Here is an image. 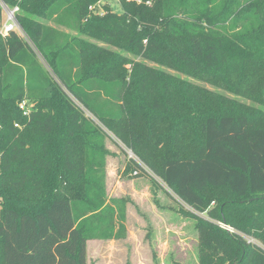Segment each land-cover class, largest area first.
<instances>
[{
    "label": "trees",
    "instance_id": "16d2710c",
    "mask_svg": "<svg viewBox=\"0 0 264 264\" xmlns=\"http://www.w3.org/2000/svg\"><path fill=\"white\" fill-rule=\"evenodd\" d=\"M99 1L3 0L20 6L27 39L0 34V264H86L85 222L112 219L95 156L110 137L99 124L182 203L207 213L193 214L201 264H264V122L239 99L146 63L264 98V0H117L118 11L91 12ZM24 70L39 84L22 86Z\"/></svg>",
    "mask_w": 264,
    "mask_h": 264
},
{
    "label": "rangeland",
    "instance_id": "374dc122",
    "mask_svg": "<svg viewBox=\"0 0 264 264\" xmlns=\"http://www.w3.org/2000/svg\"><path fill=\"white\" fill-rule=\"evenodd\" d=\"M98 4L96 10H101L103 13L102 5L105 4L114 11L119 10L117 0H101ZM8 6L10 5L0 0V27L6 20L5 7ZM21 12L19 6L18 13L21 14ZM31 16V20L35 23H43L59 32L77 36L92 45L102 46L112 53H121L127 58L141 60L135 54L124 51L115 42H103L90 34L77 33L64 25L46 20L43 16L36 14ZM18 27L20 31L17 33L27 39L22 28L19 25ZM1 36L4 35L1 34ZM32 47L42 63L43 60L39 52L33 45ZM90 62L92 67L94 60L90 59ZM146 63L187 80L195 86L219 93L223 97H235L249 106V108H244L247 112L258 114V118L264 122L263 95H257L256 101L246 100L230 91L195 77L175 72L166 66L149 61ZM123 67L129 72V63H125ZM117 74L118 71L115 70L113 76ZM33 82L39 83L40 81L32 71L24 70L20 84L27 87ZM132 95L133 92L130 91V96ZM150 99L157 100V97L150 95ZM86 115L99 124L88 112ZM99 126L110 137H106L102 141L103 146L98 147L95 156L98 161H101L100 185L105 203L109 204L112 209V219L101 223L97 222L98 225H92L90 221L85 222V228H90V237L86 239V264H201L200 254L205 251L199 247L194 215L207 217V213L194 212L192 208L182 203L176 194L162 183L159 177L136 154L102 125L99 124ZM131 159L141 165L144 172L135 169ZM108 215L107 211L105 217ZM217 223L223 227L222 222ZM232 230L235 232L234 229ZM239 234L258 244V241L251 236L244 233Z\"/></svg>",
    "mask_w": 264,
    "mask_h": 264
},
{
    "label": "built area",
    "instance_id": "2783aa9c",
    "mask_svg": "<svg viewBox=\"0 0 264 264\" xmlns=\"http://www.w3.org/2000/svg\"><path fill=\"white\" fill-rule=\"evenodd\" d=\"M136 2H140V0H136ZM146 3H149L146 1ZM6 8V20L3 23V25L0 27V34L5 35L10 31H20L19 27L17 25V21L15 18L16 13L18 12V6H13V7H5ZM89 10L97 14H103L101 10H96V6L92 5L89 6ZM19 108L23 109V113L28 112L27 108V102L25 100L21 101L19 104ZM15 126H18L17 123H14ZM224 228L228 229L229 231H233L232 228L226 226L225 224H222Z\"/></svg>",
    "mask_w": 264,
    "mask_h": 264
},
{
    "label": "crops",
    "instance_id": "0c3cea01",
    "mask_svg": "<svg viewBox=\"0 0 264 264\" xmlns=\"http://www.w3.org/2000/svg\"><path fill=\"white\" fill-rule=\"evenodd\" d=\"M36 81V80H35ZM39 83L38 82H33L32 84H30L29 86H34V85H38Z\"/></svg>",
    "mask_w": 264,
    "mask_h": 264
}]
</instances>
